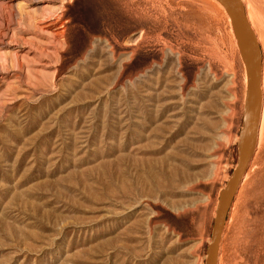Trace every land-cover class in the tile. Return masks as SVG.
I'll return each mask as SVG.
<instances>
[{"label":"rangeland","instance_id":"374dc122","mask_svg":"<svg viewBox=\"0 0 264 264\" xmlns=\"http://www.w3.org/2000/svg\"><path fill=\"white\" fill-rule=\"evenodd\" d=\"M255 151L218 264H264ZM214 0H0V264H204L245 90Z\"/></svg>","mask_w":264,"mask_h":264},{"label":"water","instance_id":"95a60500","mask_svg":"<svg viewBox=\"0 0 264 264\" xmlns=\"http://www.w3.org/2000/svg\"><path fill=\"white\" fill-rule=\"evenodd\" d=\"M224 11L229 20L235 47L244 68L245 90L242 103L241 127L237 141L235 166L230 171L227 181L217 194V202L211 223L209 242L206 244L204 264H218L217 255L222 227L228 208L234 198L244 173L255 151L257 128L260 118V75L261 53L258 43L245 17L244 5L240 0H214Z\"/></svg>","mask_w":264,"mask_h":264},{"label":"bare ground","instance_id":"6f19581e","mask_svg":"<svg viewBox=\"0 0 264 264\" xmlns=\"http://www.w3.org/2000/svg\"><path fill=\"white\" fill-rule=\"evenodd\" d=\"M241 1V0H240ZM215 2V1H214ZM242 2V1H241ZM245 17H246V14H245ZM247 18V17H246ZM247 21H248V18H247ZM256 38V37H255ZM256 41H257V39H256ZM258 43V42H257ZM260 77H261V75H260ZM261 83H260V95H261ZM261 108V107H260ZM243 178V177H242ZM233 201V200H232ZM219 248H220V245H219V247H218V255H219ZM218 255H217V259H218Z\"/></svg>","mask_w":264,"mask_h":264}]
</instances>
